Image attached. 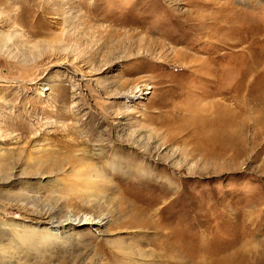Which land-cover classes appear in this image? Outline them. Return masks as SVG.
<instances>
[{
	"label": "rangeland",
	"instance_id": "rangeland-1",
	"mask_svg": "<svg viewBox=\"0 0 264 264\" xmlns=\"http://www.w3.org/2000/svg\"><path fill=\"white\" fill-rule=\"evenodd\" d=\"M225 263L264 264V0H0V264Z\"/></svg>",
	"mask_w": 264,
	"mask_h": 264
},
{
	"label": "bare ground",
	"instance_id": "bare-ground-1",
	"mask_svg": "<svg viewBox=\"0 0 264 264\" xmlns=\"http://www.w3.org/2000/svg\"><path fill=\"white\" fill-rule=\"evenodd\" d=\"M195 63L200 62L205 63V61L195 59L193 60ZM257 64L253 63L248 66L246 71H243L241 76L239 77V81L237 83L238 91L247 90L249 86H251V91H257V84L258 80L254 81L253 83L248 82V77H250L253 72H256L255 67ZM201 71H203V65L200 67V69L196 70L195 73L198 74ZM199 75V74H198ZM211 75V73H209ZM250 80V79H249ZM225 84V83H224ZM228 92L225 89V85L222 89H219L217 93L213 95V99L215 97H219L224 100H227L228 98ZM256 100L260 101V96L255 97ZM253 101V99L251 100ZM249 102L248 100L241 103L239 106V109L233 110L230 106L226 105V103L222 102H212L209 105H206L204 107L198 108V111L200 112L199 118L193 119L191 123H189L187 126L182 127L181 132H188L190 133L191 138H195V136H201L202 144H211L209 142L212 141H223L224 135L223 133H227V131L230 128V121L232 120L233 112H239L242 115V112H244V103ZM211 115H214L211 117ZM215 117V118H214ZM175 121V120H174ZM78 226H84V225H97L100 223V221H96L89 217H84L83 219L77 221ZM44 233V232H42ZM229 264V263H225Z\"/></svg>",
	"mask_w": 264,
	"mask_h": 264
}]
</instances>
